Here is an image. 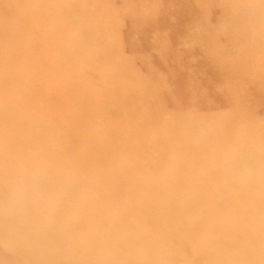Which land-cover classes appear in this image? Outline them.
<instances>
[{
    "label": "rangeland",
    "instance_id": "1",
    "mask_svg": "<svg viewBox=\"0 0 264 264\" xmlns=\"http://www.w3.org/2000/svg\"><path fill=\"white\" fill-rule=\"evenodd\" d=\"M0 264H264V0H0Z\"/></svg>",
    "mask_w": 264,
    "mask_h": 264
}]
</instances>
